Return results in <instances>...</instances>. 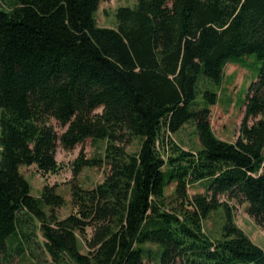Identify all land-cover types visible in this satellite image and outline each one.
<instances>
[{"label": "trees", "instance_id": "trees-1", "mask_svg": "<svg viewBox=\"0 0 264 264\" xmlns=\"http://www.w3.org/2000/svg\"><path fill=\"white\" fill-rule=\"evenodd\" d=\"M100 1L0 0V255L27 249L38 257L41 244L57 264L65 253L75 264H151L140 244L154 242L163 247L161 264H264V249L221 198L248 203L247 213L264 225V0H138L118 9L116 28L98 25ZM249 53L263 64L239 135L228 142L214 134L209 105L195 106L197 80H220L228 59ZM205 97L216 102L212 91ZM190 120L202 143L197 151L171 137ZM137 136L142 148L131 153ZM90 138L108 139L109 170L92 189L74 183L76 211L59 219L55 186L33 196L19 167L57 173L58 147L70 151ZM99 162L81 151L74 176ZM166 164L177 182L171 197ZM202 180L210 181L207 190L190 198L188 186ZM174 203L183 208H169ZM220 206L228 222L213 241L203 220ZM37 222L43 243L34 238ZM88 228L82 253L77 233ZM17 230L21 241L10 248Z\"/></svg>", "mask_w": 264, "mask_h": 264}, {"label": "rangeland", "instance_id": "rangeland-1", "mask_svg": "<svg viewBox=\"0 0 264 264\" xmlns=\"http://www.w3.org/2000/svg\"><path fill=\"white\" fill-rule=\"evenodd\" d=\"M138 0H101L95 17L99 26L116 28L118 25L117 11L120 7L134 8ZM8 4L3 1L2 7ZM262 60L256 53L243 54L232 57L226 62L220 80L216 81L201 74L197 80L196 107H203L206 104L211 109V125L214 134L225 141L235 142L240 126L244 117L245 103L251 84L257 80L262 67ZM209 90L216 94V102L210 104L205 97V92ZM3 109L0 107V138H1V116ZM60 130V129H59ZM171 137L187 150L197 151L202 148L197 126L194 120H190L182 126ZM144 141V136H137L127 147L131 153H138ZM108 144L107 138H90L82 145L75 149L67 151L61 146L57 150V160L60 163V169L57 173L42 174L36 164H22L19 167L20 173L27 179L30 184V193L35 197H41L46 184L55 186L56 193L63 198V204L56 211L59 219H64L76 209L73 204L72 193L73 184H79L85 189H92L99 183H102L109 170V165L105 163L104 156ZM84 152L86 158L91 160L103 159L98 164L86 165L81 172L74 176L73 168L76 158ZM167 151H164V157L167 158ZM2 159L0 143V161ZM171 166H163L165 195L171 197L176 190V178L171 177ZM210 184L209 180H202L192 183L188 186V194L191 198L198 193H204ZM222 200L228 201L232 212L233 222L241 228L246 235L258 246L264 249V225H259L251 217L246 207L248 203H240L236 200H227L225 196ZM183 208L179 203H174L169 208ZM43 210L49 217L52 213L49 205L43 204ZM228 222L227 211L224 206L212 210L203 220V228L208 237L217 241L223 238L225 226ZM37 241L43 243L44 237L39 230V222L35 229ZM78 248L80 252L87 253L88 248L86 239L93 234V229L88 228L85 235L77 233ZM21 241L20 231L17 230L7 239L10 248L18 247ZM143 248L144 262L151 264H161L163 247L154 242H145L140 244ZM35 255L32 256L27 249L20 254L12 252L9 257L0 255V264H57L52 257L43 249V246L35 245ZM60 264H75L69 257L68 253L64 254V259ZM213 264V263H210ZM238 264H255L254 262H242Z\"/></svg>", "mask_w": 264, "mask_h": 264}]
</instances>
